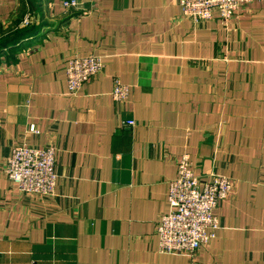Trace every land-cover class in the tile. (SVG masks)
Returning a JSON list of instances; mask_svg holds the SVG:
<instances>
[{
    "label": "crops",
    "instance_id": "obj_1",
    "mask_svg": "<svg viewBox=\"0 0 264 264\" xmlns=\"http://www.w3.org/2000/svg\"><path fill=\"white\" fill-rule=\"evenodd\" d=\"M0 3V264H264V0L198 24L178 0ZM27 9L35 24L7 46ZM90 56L104 69L71 97L67 63ZM20 145L55 148L51 197L4 175ZM184 155L200 181L232 183L191 258L156 235Z\"/></svg>",
    "mask_w": 264,
    "mask_h": 264
},
{
    "label": "built area",
    "instance_id": "obj_2",
    "mask_svg": "<svg viewBox=\"0 0 264 264\" xmlns=\"http://www.w3.org/2000/svg\"><path fill=\"white\" fill-rule=\"evenodd\" d=\"M254 0H178L180 17L198 24L211 20L217 13L226 23L242 7ZM1 5V3H0ZM65 10H81L75 1H63ZM36 16L27 9L19 28L25 29L35 24ZM104 69L102 58L90 56L74 57L65 70L67 94L76 97L83 86L98 76ZM130 87L114 79L111 97L121 103L128 100ZM133 121L123 126L134 127ZM55 148L48 145L43 149L16 146L6 160L4 175L23 194L40 198L51 197L57 176L54 172ZM232 191L231 180L210 174L200 181L194 176L186 155L177 164L176 178L167 183L166 202L169 211L156 224V235L160 254L193 257L202 247L215 238L219 228L216 210Z\"/></svg>",
    "mask_w": 264,
    "mask_h": 264
},
{
    "label": "trees",
    "instance_id": "obj_3",
    "mask_svg": "<svg viewBox=\"0 0 264 264\" xmlns=\"http://www.w3.org/2000/svg\"><path fill=\"white\" fill-rule=\"evenodd\" d=\"M30 27H28V28H25V29H19V32L16 34V38H15V35H14V38H13V41H11V42H9V40L7 41V42H9V43H7V46H11V45H13L14 44V42H15V40H19V37H22V35L24 36V33L29 29Z\"/></svg>",
    "mask_w": 264,
    "mask_h": 264
}]
</instances>
